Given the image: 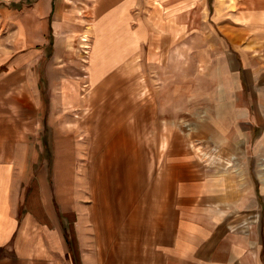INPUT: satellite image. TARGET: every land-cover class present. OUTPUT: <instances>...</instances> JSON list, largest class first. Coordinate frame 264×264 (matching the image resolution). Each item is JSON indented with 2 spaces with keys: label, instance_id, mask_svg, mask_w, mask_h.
Here are the masks:
<instances>
[{
  "label": "crops",
  "instance_id": "obj_1",
  "mask_svg": "<svg viewBox=\"0 0 264 264\" xmlns=\"http://www.w3.org/2000/svg\"><path fill=\"white\" fill-rule=\"evenodd\" d=\"M66 2L37 0L45 35L0 51V264H264V1L247 16L260 47L238 52L236 129L205 121L218 157L194 146L200 170L173 151L156 191L152 108L117 78L159 66L168 3Z\"/></svg>",
  "mask_w": 264,
  "mask_h": 264
},
{
  "label": "rangeland",
  "instance_id": "obj_2",
  "mask_svg": "<svg viewBox=\"0 0 264 264\" xmlns=\"http://www.w3.org/2000/svg\"><path fill=\"white\" fill-rule=\"evenodd\" d=\"M36 1L0 0V51H10L15 44L23 45L21 40L16 42L17 36H24L26 41L23 43L26 45L29 39H42L45 35L46 23L35 14ZM262 1L166 0L168 4L164 11L170 28L173 22L176 37L167 39L164 45L158 61L161 68L158 66L153 70L151 65L145 64L148 62L138 58L127 65L126 70L119 72L120 78L114 75L113 78L119 79L118 82L132 84L138 106L152 108L158 169L151 190L159 189L168 154L173 151L196 160L200 170L208 168L203 165L210 156L202 161L198 157L202 152H196L194 146H201L203 152L218 157L219 152L213 150L212 140L202 130L204 122L209 121V118L236 129L233 119L240 110L235 108V100L241 87L240 82H237L240 61L238 52L256 50L261 45L258 37L262 36L257 35L256 26L250 25L247 16L256 11ZM96 2L73 0L72 4L66 2L65 7L74 4L82 7L80 10L87 14V3L94 5ZM177 13L179 23L183 21L178 29ZM48 25L50 28V22ZM78 37L77 46L82 53L87 54L90 50V33L83 31ZM224 64H231L233 68L232 82H223L224 72L221 69ZM178 72L180 81L175 82ZM126 93L122 91V95ZM220 95L227 97L220 101ZM210 105H216L217 112L212 113L211 117L207 116ZM218 139L221 138L218 136ZM225 153L223 151L221 155ZM220 162L215 160L209 166L215 165L214 168L218 169L216 166L222 165Z\"/></svg>",
  "mask_w": 264,
  "mask_h": 264
}]
</instances>
